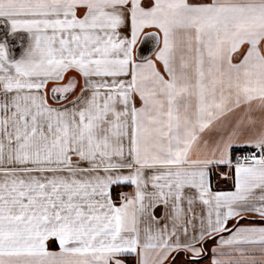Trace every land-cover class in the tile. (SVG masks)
<instances>
[{
  "label": "snow or ice",
  "instance_id": "1",
  "mask_svg": "<svg viewBox=\"0 0 264 264\" xmlns=\"http://www.w3.org/2000/svg\"><path fill=\"white\" fill-rule=\"evenodd\" d=\"M0 264H264V0H0Z\"/></svg>",
  "mask_w": 264,
  "mask_h": 264
}]
</instances>
